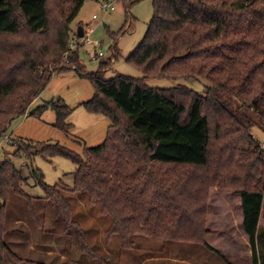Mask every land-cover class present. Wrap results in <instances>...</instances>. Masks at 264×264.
Listing matches in <instances>:
<instances>
[{"label":"trees","instance_id":"trees-1","mask_svg":"<svg viewBox=\"0 0 264 264\" xmlns=\"http://www.w3.org/2000/svg\"><path fill=\"white\" fill-rule=\"evenodd\" d=\"M84 1L0 0V141L11 144L5 134L9 124L29 114L55 72L75 70L95 89L82 103L86 111L110 120L105 139L82 155L59 143H39L25 157L61 156L74 163L71 190L101 204L111 218L106 238L117 234L124 247L131 246V236L147 234L210 248L205 236L212 232L206 226L211 191L230 190L240 196L252 264H260L264 148L252 128L264 126V0H152L146 32L124 58L141 76L108 79L107 62L89 72L78 49L66 56L74 34L70 25ZM154 78L205 86L202 92L185 84L148 86ZM233 97L257 119L232 104ZM37 108L38 114L53 109L64 132L73 127L63 102L50 100ZM26 152L27 145H17L0 161V264L4 252L18 260L4 240L9 195L24 199L30 210L37 199L24 191L26 177L14 163ZM29 172L66 232L75 231L90 252L60 185L46 183L39 169Z\"/></svg>","mask_w":264,"mask_h":264},{"label":"rangeland","instance_id":"rangeland-1","mask_svg":"<svg viewBox=\"0 0 264 264\" xmlns=\"http://www.w3.org/2000/svg\"><path fill=\"white\" fill-rule=\"evenodd\" d=\"M105 1L114 9L102 8L101 0L84 1L70 25L74 34H70L72 40L66 56L78 49L79 60L89 72L97 71L100 62H107L106 79L117 74L141 76L124 58L146 32L153 15L152 0ZM79 25L83 27L82 36L76 32ZM125 26L127 31L120 32ZM116 33L114 38L112 34ZM86 38L99 40L101 46L93 47L86 42ZM98 50H102V56L96 55ZM116 52L120 54L117 57ZM146 83L159 88L185 84L198 92H202L205 86L203 81L166 78L149 79ZM94 94L92 83L79 77L75 70L55 72L46 87L33 99L28 108L29 114L17 117L9 124L5 134L11 144L6 143L5 138L0 141V161L4 152L11 153L17 145H27V152L14 158V163L26 177V183L22 185L24 191L37 199L32 201L33 210H30L24 199L12 193L9 195L5 213L8 231L4 240L18 260L4 252L2 264H252L250 244L242 227L240 196L230 190L213 188L211 191L206 226L212 232L205 236L210 248L198 242L147 234L131 236V246L124 247L117 234L106 238L111 218L102 213L101 204H90L87 196L71 190L76 169L74 163L61 156L46 159L35 155L31 160L25 157L33 153L39 143H59L81 155L86 147L100 144L106 137L110 120L102 114L87 112L82 104ZM50 100L61 101L70 108L67 121L73 127L68 133L56 126L53 109L47 108L42 114L36 112L38 106ZM232 104L256 117L234 97ZM252 133L264 148V126H253ZM31 167L44 174L46 183L60 185L71 204V219L82 229L90 252L84 251L75 231L66 232L64 224L44 200L42 189L29 172ZM261 212L257 238L263 246L257 245V253L259 263L264 264V206ZM91 252L102 260L94 258Z\"/></svg>","mask_w":264,"mask_h":264},{"label":"built area","instance_id":"built-area-1","mask_svg":"<svg viewBox=\"0 0 264 264\" xmlns=\"http://www.w3.org/2000/svg\"><path fill=\"white\" fill-rule=\"evenodd\" d=\"M101 6H102V8H105V9H113L114 8L112 5H110L105 0H101ZM86 42L89 43V44H91L93 47H97L98 48L99 46H101V42L99 40H97V39L91 40L90 38H86ZM96 55L97 56H102L103 55L102 50H98V52L96 53Z\"/></svg>","mask_w":264,"mask_h":264},{"label":"water","instance_id":"water-1","mask_svg":"<svg viewBox=\"0 0 264 264\" xmlns=\"http://www.w3.org/2000/svg\"><path fill=\"white\" fill-rule=\"evenodd\" d=\"M76 32H77V35H78V36H82V35H83V27H82L81 25H79V26L77 27Z\"/></svg>","mask_w":264,"mask_h":264}]
</instances>
